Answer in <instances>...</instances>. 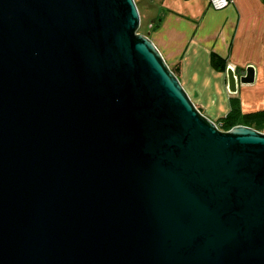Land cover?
Here are the masks:
<instances>
[{"label":"water","instance_id":"95a60500","mask_svg":"<svg viewBox=\"0 0 264 264\" xmlns=\"http://www.w3.org/2000/svg\"><path fill=\"white\" fill-rule=\"evenodd\" d=\"M139 25L0 0V264H264V133L220 130Z\"/></svg>","mask_w":264,"mask_h":264},{"label":"crops","instance_id":"0c3cea01","mask_svg":"<svg viewBox=\"0 0 264 264\" xmlns=\"http://www.w3.org/2000/svg\"><path fill=\"white\" fill-rule=\"evenodd\" d=\"M134 1L146 13L154 8L148 36L202 114L216 123L233 95L244 113L264 109V0H231L221 9L209 0ZM214 54L236 70L252 65L254 82L230 93L227 67H214Z\"/></svg>","mask_w":264,"mask_h":264},{"label":"trees","instance_id":"16d2710c","mask_svg":"<svg viewBox=\"0 0 264 264\" xmlns=\"http://www.w3.org/2000/svg\"><path fill=\"white\" fill-rule=\"evenodd\" d=\"M211 63L220 70H225L227 67L224 60L215 54L211 56ZM173 72L175 73V71ZM216 125L222 131H227L237 125H244L264 132V109L244 113L240 107L239 97L233 95L230 98L229 112L224 117H221L216 122Z\"/></svg>","mask_w":264,"mask_h":264},{"label":"rangeland","instance_id":"374dc122","mask_svg":"<svg viewBox=\"0 0 264 264\" xmlns=\"http://www.w3.org/2000/svg\"><path fill=\"white\" fill-rule=\"evenodd\" d=\"M137 8H138V12L140 15V25L138 28V32L144 34L148 32L147 27L150 25V22H151V20L149 19H151L152 16H154V14L152 13L154 11V8H150L151 10H149L150 11L149 13H146L142 5H138Z\"/></svg>","mask_w":264,"mask_h":264},{"label":"built area","instance_id":"2783aa9c","mask_svg":"<svg viewBox=\"0 0 264 264\" xmlns=\"http://www.w3.org/2000/svg\"><path fill=\"white\" fill-rule=\"evenodd\" d=\"M232 3L231 0H209V4L214 9H221L229 6ZM218 127V126H217Z\"/></svg>","mask_w":264,"mask_h":264}]
</instances>
